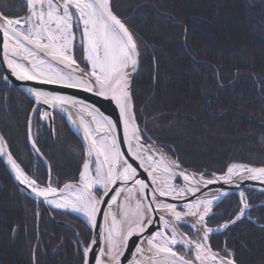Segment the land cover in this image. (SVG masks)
<instances>
[{
	"label": "trees",
	"instance_id": "obj_1",
	"mask_svg": "<svg viewBox=\"0 0 264 264\" xmlns=\"http://www.w3.org/2000/svg\"><path fill=\"white\" fill-rule=\"evenodd\" d=\"M111 7L140 48L131 91L144 143L195 171L264 165V0H111ZM0 12L19 17L27 8L22 0H0ZM75 56L82 62V50ZM2 76L0 65V132L16 162L40 184L75 180L84 157L79 138L57 117L52 139L38 108L32 112L33 102ZM244 192L255 221L242 218L210 243L239 264H264V193ZM240 205L239 195L229 194L208 224L231 220ZM51 212L88 243L86 222ZM0 264H82L74 231L20 191L1 160Z\"/></svg>",
	"mask_w": 264,
	"mask_h": 264
},
{
	"label": "snow or ice",
	"instance_id": "obj_2",
	"mask_svg": "<svg viewBox=\"0 0 264 264\" xmlns=\"http://www.w3.org/2000/svg\"><path fill=\"white\" fill-rule=\"evenodd\" d=\"M23 5L28 11L26 16L19 19L2 17L4 23L0 25L4 61L11 74L21 81L35 80L40 84L93 92L96 96L111 99L119 109V122L114 123L91 105H84L73 97L56 95L39 88L27 89L37 104L52 107L79 104V111L87 113L96 124V129L93 130L83 118L80 120L83 137L88 141V146L78 187L65 184L58 189L51 183L46 187H39L36 179L24 174L0 137V155H7V163L21 184L29 186L37 197H43L56 208H70L73 212L82 214L90 226L99 227L98 236L82 247V264H90V253L97 244L102 246L95 257V264H122L121 258L125 255L130 238L134 235L141 236L155 223L162 225V230H157L145 238L149 251L152 252L149 258L151 264H206L208 260L215 264H235L234 256L227 249L223 256L212 252L209 245L210 233L219 229L207 226L208 220L215 215L214 202L221 201L229 193L216 189L211 198L207 193L201 196L196 193L221 179L229 183L238 172L249 174L241 177V181L247 178L264 182V167L232 164L227 167L223 176L213 173V178L205 179V173H199L197 179L195 173L189 175L186 170L177 171L180 164L166 159L163 155L155 160L150 149H145L141 143V132L133 114L130 79L131 74L136 71L140 52L133 34L114 14L110 0H23ZM74 29L81 31L80 45L84 60L90 66V75H75L77 69L72 67L76 64L73 56L76 48ZM21 61H27L30 67ZM58 65L70 70H61ZM4 79L7 80L8 77ZM47 115V112L43 113V117ZM121 126L122 141L116 135ZM101 128L106 134L97 137L95 132ZM121 143L127 146L126 153L121 152ZM93 155L94 173L90 166ZM126 157H130L139 169H143L150 184L138 178V167ZM176 177L183 178V186L177 187L171 183ZM129 182L131 187L127 186ZM118 183L123 186H117ZM236 187L239 189L240 184L237 183ZM101 189L103 195L97 198L95 192ZM122 194L124 200L119 204L121 218L117 220L111 211V205ZM109 195V210L104 212V217L106 222L110 219V225L106 223L100 227L97 214L104 211L100 205L105 203V197ZM50 196L59 199H48ZM188 196L193 199L182 205V211L177 210L179 205L166 203L158 198L171 197L177 200ZM239 197L242 206L238 215L220 225V228L235 224L251 207L243 190L239 191ZM128 200H134V206H129L126 203ZM157 212L161 213L159 221L153 218ZM167 216L172 217V220L167 219ZM186 217L193 218L194 222L189 224ZM177 226H187L197 231L202 229V239L179 236ZM169 232L170 235L167 234ZM176 245L192 252L193 257L187 258L178 254L174 250ZM144 251L143 247L137 245L133 253L134 259L129 264H142L136 257Z\"/></svg>",
	"mask_w": 264,
	"mask_h": 264
},
{
	"label": "water",
	"instance_id": "obj_3",
	"mask_svg": "<svg viewBox=\"0 0 264 264\" xmlns=\"http://www.w3.org/2000/svg\"><path fill=\"white\" fill-rule=\"evenodd\" d=\"M2 17H6V16H4L0 12V25H2L4 23V20H3ZM117 17L119 19H121L118 15H117ZM12 19H15V18H12ZM121 21L124 23V21L122 19H121ZM125 26L127 27L126 24H125ZM136 42H137V40H136ZM137 46H138V49H139L138 43H137ZM21 62L24 63L26 66L30 67V65H28L27 61H21ZM0 64H1L2 69H3V76H2L3 80H5L4 77H8V79L5 80V81L10 86L16 87L21 93H23L28 98H30L31 101H33V104H34L33 106L34 107L38 106L40 108L41 113L39 115V118L45 124L47 132H48L49 136L52 139L54 138V115L55 114H57L60 117H62L65 120V122L74 130L75 134L81 140L83 148H84V161H83V164L85 162V159H87V157L85 156V151H86L87 146H88V141H86L84 139V137H83V128H82V126L80 124V120H81V118H83L92 127V129L95 130L96 129V124L92 122V118L90 116H88L87 113L79 111V109H80V105L79 104H77L75 106H73L71 104H64V105H59L57 107H52L50 105H44L42 103L41 104H37L36 101H35V98L30 95V93L27 91V89H29V88H39V89H41L43 91L52 92V93H54L56 95H64V96L73 97L75 100L80 101L84 105H91L93 108L97 109L104 116H107L109 119H111L114 123H118L119 122V119H120V117H119V109L116 107L115 102L112 101L111 99H105L103 97L96 96L93 92H87V91H84L83 89H79V88H64V87H62L60 85H50V84L49 85H45V84H40L38 81H35V80H32V81H27V80L26 81H21V80H18L15 76H13L11 74V71L8 69L6 62L4 61L3 35H2V33H0ZM57 67L59 69H61V70H64V71H69L70 70V69H64L63 65H58ZM72 67L77 69L75 75L79 76V75H81V73H87V74L90 75V68H85V67H83L82 65H80L77 62ZM139 67H140V55L138 57V63H137L136 71L131 74L130 89H132V84L134 82V79H135L138 71H139ZM131 97H132V94H131ZM132 102H133V98H132ZM44 112L48 113L47 117H43V113ZM133 114L135 116L134 103H133ZM136 125L138 126V128H139V130L141 132V143L144 145L145 149H150V154L153 155V158L155 160H159L161 158V155H163L166 159L178 162L180 164V169H178L177 171L186 170V172L189 175L195 173V174H197V179H199V175H198L199 173H204V172H198V171H195V170H192L190 168H187V167L183 166L176 158H174L171 155L165 153L164 151H161V150L156 149V148L148 147L143 141V138H142V132L143 131H142V128L137 123V121H136ZM103 134H106L105 130L103 128H101L98 132H95L96 136H101ZM116 135H117L118 140L122 141V138H123L122 126L118 130ZM0 137L3 138V142L7 145L6 140L3 137L1 132H0ZM28 138L31 141L30 128H28ZM7 149H8V146H7ZM35 150L40 155V157H42L44 159V161L46 163L45 158L41 155V153L39 152V150L36 147H35ZM120 150H121V152L126 153L127 152V146L121 143ZM8 152H10L9 149H8ZM93 157L95 159L94 155H93ZM126 158H128L130 160V162L133 163L134 166L138 167L136 162L131 161L130 157H126ZM101 159H103V158L101 157ZM0 160H1L2 164L4 165V167L6 168V170L8 171V173L10 174L13 182L15 183V185L18 187V189L20 191H22L26 196L32 198L34 201H36V203H41L45 207L48 215L50 216V218L54 222L61 223V224L65 225V226L69 227V225L67 223L61 222L60 220L56 219L52 215V213L50 212V209H49L50 205L45 201V199L43 197H37L31 191V188L29 186L21 184L16 179V173L12 170L11 166L7 163V155L6 154L0 155ZM83 164H82L81 170L83 168ZM231 164L246 165V166L252 167V168L264 167V165H254V164L239 163V162H234V163H231ZM231 164H229V165H231ZM226 171H227V168L222 173H215V174L217 176H223V174ZM212 174L213 173L205 174V179L213 178ZM248 175L249 174L246 173V172H238L235 175H233V177L231 178V182L225 183V181L223 179H221V180L217 181L216 183H214L212 185H208L207 188H201V191L197 192L196 195L199 196V195H203L204 193H207L208 197H211L212 193L215 192L216 189H220L221 191H226L229 194L233 193V192L241 191V190L247 189V188L264 192V182H262L260 180H253V179L245 178L243 181H241V177H247ZM138 178L144 179L147 183L150 184V181L147 178V174L143 171V169H139V167H138ZM175 179H178L179 181H181L182 182V186L184 185L185 182H184L182 177H176V178H174V180ZM237 183L240 184V188L239 189L236 187ZM65 184H73V185L77 186V185H79V181L76 180V181H70V182L64 183L59 188H62ZM117 186H123V185H120L118 183ZM127 186L131 187L132 186L131 182H129V184ZM95 195L97 196V198H100L103 195V189H101L99 195L96 194V192H95ZM51 198H53V197L50 196L48 199H51ZM110 198H111L110 195L108 197H105V203L100 205V207L104 210L103 212L97 214V221H98V225L100 227L105 226L106 223L109 225L110 219L107 222L105 221L104 212H107L109 210V206L107 204V200H109ZM158 198L159 199H163L167 203L165 197H158ZM148 199H151V197L148 196ZM122 200H124V194H122L121 197L118 198V200H117V202L115 204L111 205V211L116 215L117 220H119L121 218V210L119 208V204H120V202ZM218 202H214L213 207ZM126 203L129 206H134L135 201L134 200H128ZM177 205H179L177 210L178 211H182L183 210L182 209V205L181 204H177ZM153 207H155V205H153ZM247 212H248V209L246 210L245 214L242 217H246L247 216ZM238 213L232 219H235V217L238 215ZM160 215H161V213L157 212L153 218L156 221H159V216ZM166 218L169 219V220H172V217H170V216H167ZM185 219L188 221L189 224L194 222L193 218H191V217H186ZM225 223H223V224H225ZM223 224H221V225H223ZM233 225L234 224H229L227 228H220L219 227L220 225L213 226V227L212 226H208V225L207 226L212 228V229H219L217 231H214V232L210 233V236H212V235L224 233L225 231H227ZM90 228H91V238H90L89 242L87 243V245L95 237H97L98 234H99V227L90 226ZM157 230H162V225H160L159 223L153 224L141 236H135L134 235L132 238H130L127 250L125 252V255H124V257L121 258L122 259V264H129V261L134 259L133 253L135 252L137 245H140L141 247H143L145 251L143 252V254L138 255L136 258L140 259L142 261V264H151V261H150L149 258L152 256V252L149 251V246H148L147 240L145 238L147 236L151 235L153 232H155ZM177 231L180 232L182 235H185V236L188 237V235L185 232H183L180 229L179 226H177ZM195 231L198 233L199 238L202 239V229H200V231H197V230H195ZM75 233H77V232H75ZM87 245H84L80 241L79 247L81 249V252H82V247L83 246H87ZM209 245H210V243H209ZM101 246H102L101 244H97L96 246H94L93 251L90 253V264H95V257L98 254L99 248ZM210 247H211V245H210ZM211 250H212L213 253H219L221 256H223L220 252L214 250L212 247H211ZM178 254H180V253H178ZM192 256H193V253H192ZM197 264H198V262H197ZM235 264H238V263L235 262Z\"/></svg>",
	"mask_w": 264,
	"mask_h": 264
},
{
	"label": "bare ground",
	"instance_id": "obj_4",
	"mask_svg": "<svg viewBox=\"0 0 264 264\" xmlns=\"http://www.w3.org/2000/svg\"><path fill=\"white\" fill-rule=\"evenodd\" d=\"M139 51H140V48H139ZM132 90V89H131ZM131 94H132V91H131ZM102 136H104V135H101V136H97V137H102ZM232 165V164H231ZM240 165V164H239ZM93 170V169H92ZM93 173H94V171H93ZM235 175V174H234ZM171 183H173V180L171 181ZM38 185V184H37ZM39 187H46V186H40V185H38ZM79 185H77V187H78ZM178 187V186H177ZM199 196H201V195H199ZM209 198H211V197H209ZM51 199H59V197H53V198H51ZM165 199H166V201H167V203H174V204H181V205H183L184 203H187L189 200H191V199H193V197L192 196H188V197H181L180 199H177V200H173L171 197H165ZM49 204V203H48ZM51 205V207H55L54 205H52V204H50ZM70 209V208H69ZM71 210V209H70ZM80 214V213H79ZM85 220H86V218L82 215V214H80ZM65 223H67L68 225H69V227L73 230V231H75V232H77L76 231V229L71 225V224H69L68 222H65ZM237 223V222H236ZM235 223V224H236ZM109 225H110V221H109ZM230 229V228H229ZM228 229V230H229ZM178 232V231H177ZM226 232V231H225ZM78 233V232H77ZM178 234H179V236H185V235H182L180 232H178ZM77 237V236H76ZM90 238H91V235H90V237H89V240H90ZM188 238H190V239H194V238H191V237H188ZM77 239H78V237H77ZM89 240H88V242H89ZM82 242V241H81ZM78 243L80 244V241L78 240ZM83 243V242H82ZM84 244V243H83ZM85 245V244H84ZM87 245V244H86ZM191 247V246H190ZM80 248V247H79ZM81 250V249H80ZM206 264H215V262L214 261H212V260H208L207 262H206Z\"/></svg>",
	"mask_w": 264,
	"mask_h": 264
},
{
	"label": "rangeland",
	"instance_id": "obj_5",
	"mask_svg": "<svg viewBox=\"0 0 264 264\" xmlns=\"http://www.w3.org/2000/svg\"><path fill=\"white\" fill-rule=\"evenodd\" d=\"M81 29H82V26H81ZM76 33H77V36H76V39H75V43H76V48L74 49V54L76 55V52L77 51H80V50H82V46L80 45V37H81V31H77L76 30ZM82 55H83V52H82ZM83 59H84V55H83ZM138 74V73H137ZM137 76V75H136ZM136 78V77H135ZM23 94V93H22ZM24 95V94H23ZM25 97H26V99H28V100H30L31 101V99L30 98H28L26 95H24ZM31 102H33V101H31ZM93 167H95V163H92V168ZM94 170H95V168H93ZM39 185V184H38ZM40 186H48V184H44V185H40ZM54 208H56V207H54ZM76 213V212H75ZM77 215H80L79 213H76ZM81 216V215H80ZM82 217V216H81ZM63 225V224H62ZM65 226V225H64ZM70 228V227H69ZM191 234H192V237H194V238H198V234L196 233V234H194V232H191ZM74 235L75 236H77L78 237V240L79 241H82L80 238H79V235H77V233H75V231H74ZM182 254H184L185 255V252H181Z\"/></svg>",
	"mask_w": 264,
	"mask_h": 264
}]
</instances>
